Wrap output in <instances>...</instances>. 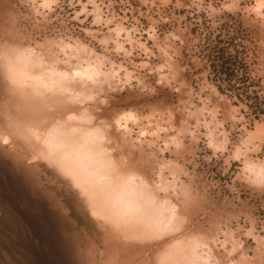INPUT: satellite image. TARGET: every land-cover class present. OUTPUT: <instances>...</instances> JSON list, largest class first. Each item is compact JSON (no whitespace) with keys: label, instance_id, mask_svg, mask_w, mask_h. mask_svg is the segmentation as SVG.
<instances>
[{"label":"rangeland","instance_id":"rangeland-1","mask_svg":"<svg viewBox=\"0 0 264 264\" xmlns=\"http://www.w3.org/2000/svg\"><path fill=\"white\" fill-rule=\"evenodd\" d=\"M95 1L104 20L120 23L131 32L137 42L131 56L116 53L111 42L105 51L98 38L108 27L104 22L94 23L91 7L88 14L76 19L74 13L81 10L78 0H55L52 11L44 17L26 0H0V55L11 45L33 46L46 38L74 39L132 71L129 84L102 92L87 106L93 103L90 108L99 115L97 124L109 123L114 114L128 110L144 125L147 120L152 124L160 121L167 128L169 145L165 148L159 141L162 152L156 144L139 145L115 131L123 169L134 170L149 184L157 182L159 175L168 181L176 176L177 185L186 188L184 196L172 197L188 219L184 234L203 238L213 248L218 264H264V245L257 246L246 235L252 226L255 235L264 240V186L249 183L242 174L244 156L264 159V137L249 138L256 124H264V28L248 11L253 1ZM139 42L149 50L147 55L137 46ZM142 63L148 64L142 67ZM162 64L167 65L163 72L168 75L159 82L155 69ZM169 66H173L170 71ZM7 86L0 66L1 128L5 126L3 110L11 101ZM202 101L214 119L208 112L205 118L201 116ZM207 127L216 142L226 140V149L209 146ZM132 128L134 135L137 129ZM175 135L180 147L170 141ZM9 146L0 147V197L6 206L13 202L21 209H36L39 215L32 221L33 228L42 238L41 247L33 250L30 238L18 237L15 227L0 229L6 246L0 252L8 264H13L12 257L21 264H104L111 243L121 254L119 264L123 260L122 264L140 263L133 250L120 251L115 240L109 239L108 228L91 216L84 198L69 180L44 162L29 163L26 153H15ZM235 147L241 149L238 158L232 156ZM38 224L44 226L43 233ZM225 232L238 245L230 255L212 243L219 245L226 240L231 250L228 241L232 239ZM160 246L151 248L152 257Z\"/></svg>","mask_w":264,"mask_h":264},{"label":"bare ground","instance_id":"bare-ground-1","mask_svg":"<svg viewBox=\"0 0 264 264\" xmlns=\"http://www.w3.org/2000/svg\"><path fill=\"white\" fill-rule=\"evenodd\" d=\"M26 1L42 17L51 12L55 5V0ZM78 1L81 10L74 13L76 19L80 14H88L91 7L94 23L104 22L108 27L107 33L100 38L94 32V37L104 45L105 51L111 42L116 53L131 56L134 43H137L131 32L120 23L104 20L103 11L95 0ZM252 1L248 11L264 28V0ZM150 36L154 39V34ZM125 46H129L130 50H126ZM137 46L142 47L145 55L148 54L149 50L144 44L139 42ZM0 58L11 100L3 107L2 123L5 126L0 127V147L11 145L15 153H26L29 163L44 162L69 180L84 198L91 216L108 228L109 239L115 240L120 251L133 250L136 259L141 260L139 264H218L213 248L203 238L184 234L188 222L181 207L184 203L179 202V208L177 202L172 201V197L175 199L185 195L186 188L176 183L178 178L174 176L173 180L168 181L159 175L157 182L149 184L134 170L123 169L124 160L115 131L139 145L146 143L149 147L155 144L159 147L160 141L167 148V128L160 121L152 124L147 120V125H144L142 119L129 110L114 114L110 124L95 122L99 115L90 108L95 101L93 98L129 84L133 79L132 71L74 39L46 38L33 46L11 45L2 50ZM147 64L142 63V67ZM166 66H156L159 82L167 78L168 72H163ZM171 67L167 69L170 71ZM135 80L141 83L138 78ZM91 101L93 103L88 107ZM101 101L106 100L103 98ZM202 104L199 110L201 116L205 118L208 112L210 118L214 119L213 112L207 111L206 103L202 101ZM132 127L137 129L134 135ZM108 128L112 129L108 131ZM207 129L209 146L226 149V140L216 142L211 128ZM260 137H264V124L258 123L249 138L252 141ZM170 141L181 146L177 135L171 137ZM240 155L241 149L235 147L232 156L238 158ZM166 164L176 167L171 161H166ZM242 174L249 183L264 186V159L252 160L244 156ZM246 235L257 246L264 245L263 238L255 235L252 226ZM225 236L232 239L228 241L231 250H228L226 240L220 241L219 245L214 241L212 243L215 248L230 255L238 245L229 232H225ZM159 244L162 246L155 248L157 251L152 257L151 248ZM114 250L112 243L109 244L104 264H119L121 254Z\"/></svg>","mask_w":264,"mask_h":264},{"label":"snow or ice","instance_id":"snow-or-ice-1","mask_svg":"<svg viewBox=\"0 0 264 264\" xmlns=\"http://www.w3.org/2000/svg\"><path fill=\"white\" fill-rule=\"evenodd\" d=\"M39 213L36 209L29 210L28 208L21 209L16 203L9 202L7 206L2 197H0V229L4 227H15L16 235H21L25 238H30L33 250L41 247V236H38L33 228L32 221L38 217ZM40 228L41 233L45 231L43 225H37ZM4 233L0 231V248H5L3 244ZM11 256V253H9ZM13 264H21L20 260H16L12 257ZM0 264H8V261L4 258L3 253L0 252ZM27 264H39L38 261H27Z\"/></svg>","mask_w":264,"mask_h":264}]
</instances>
